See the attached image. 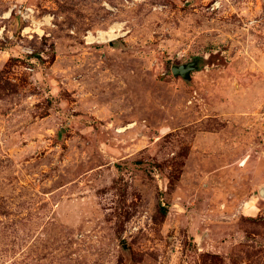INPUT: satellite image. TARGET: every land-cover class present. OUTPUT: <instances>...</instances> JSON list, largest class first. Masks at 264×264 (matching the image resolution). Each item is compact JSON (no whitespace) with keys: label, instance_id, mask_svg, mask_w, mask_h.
<instances>
[{"label":"rangeland","instance_id":"374dc122","mask_svg":"<svg viewBox=\"0 0 264 264\" xmlns=\"http://www.w3.org/2000/svg\"><path fill=\"white\" fill-rule=\"evenodd\" d=\"M19 3L53 21L0 19V264H264V0Z\"/></svg>","mask_w":264,"mask_h":264},{"label":"built area","instance_id":"2783aa9c","mask_svg":"<svg viewBox=\"0 0 264 264\" xmlns=\"http://www.w3.org/2000/svg\"><path fill=\"white\" fill-rule=\"evenodd\" d=\"M14 15L17 19H19L25 27H23L22 30V36H28V38H31L32 36L30 34L36 33L34 29L37 27L38 29L44 30L46 27H51L53 17L49 14H44L40 16L33 7L24 5L22 3L19 4H12L5 12H3L0 15V19L2 21H7L11 18V16ZM25 29H29L30 33H24ZM3 31L4 28H0V40L3 39ZM44 35V33H43ZM89 36V33H87V36L84 37V41L86 44L87 42V37ZM20 51L24 55H31L32 52L29 50V48L20 46Z\"/></svg>","mask_w":264,"mask_h":264},{"label":"bare ground","instance_id":"6f19581e","mask_svg":"<svg viewBox=\"0 0 264 264\" xmlns=\"http://www.w3.org/2000/svg\"><path fill=\"white\" fill-rule=\"evenodd\" d=\"M121 25H114L110 27L107 31H97V37H93L91 34L87 37V42L90 44L93 41H105V40H114L120 34Z\"/></svg>","mask_w":264,"mask_h":264},{"label":"water","instance_id":"95a60500","mask_svg":"<svg viewBox=\"0 0 264 264\" xmlns=\"http://www.w3.org/2000/svg\"><path fill=\"white\" fill-rule=\"evenodd\" d=\"M172 74L177 76V75H180L184 78L188 77L189 76V73L191 72V67H178V68H173L172 70Z\"/></svg>","mask_w":264,"mask_h":264}]
</instances>
